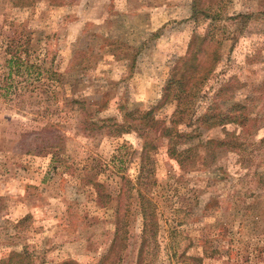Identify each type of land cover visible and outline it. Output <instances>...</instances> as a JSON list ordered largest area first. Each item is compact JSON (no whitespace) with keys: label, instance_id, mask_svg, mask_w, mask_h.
I'll list each match as a JSON object with an SVG mask.
<instances>
[{"label":"rangeland","instance_id":"1","mask_svg":"<svg viewBox=\"0 0 264 264\" xmlns=\"http://www.w3.org/2000/svg\"><path fill=\"white\" fill-rule=\"evenodd\" d=\"M190 4L70 0L52 6L40 0L20 7L0 0V260L16 251L30 254L33 264H94L106 251L121 177L136 182L146 137L137 123L115 136L87 130L85 121L120 122V108L140 114L159 101L171 66L203 27L190 18ZM262 10L264 0H231L229 14L255 16L233 47L222 49L216 69L220 82L235 77L244 84L235 100L261 117V128L243 136L247 150L222 153L218 175L182 173L166 153L167 139L154 138L149 193L160 248L153 264H171L166 247L174 209L182 210L176 218H187L177 227L189 237L179 250L205 254L199 264H264V184L250 178L257 169L264 179V144L257 145L264 137ZM81 57L87 66L76 63ZM252 96L253 103L246 100ZM156 107L155 116L169 122L176 105ZM223 132L201 129L203 138L220 139ZM94 181L108 194L102 201ZM131 212L124 264L135 260L142 227L137 208Z\"/></svg>","mask_w":264,"mask_h":264},{"label":"trees","instance_id":"2","mask_svg":"<svg viewBox=\"0 0 264 264\" xmlns=\"http://www.w3.org/2000/svg\"><path fill=\"white\" fill-rule=\"evenodd\" d=\"M40 0H14L20 7H28ZM52 6L63 5L70 0H47ZM231 0H191V19L196 25H203L200 32L194 31L190 36L185 52L179 56L171 66L168 77L162 87L159 104L166 101L175 102V110L169 120L159 119L155 116L156 105L148 108L143 113L139 111L121 110V121L115 118L102 119L99 125L96 121L86 120L87 130L97 128L105 130L109 135H121L131 131L134 124L145 134L146 140L142 143L140 151V170L136 182L130 185L129 180L123 182L121 177L120 188L115 199L114 232L106 249L94 264H124V254L129 245V218L134 214L135 208L142 218L141 234L139 237L138 250L132 264H153L158 259L160 240L158 237L159 224L157 219L156 205L150 196L153 181V171L149 167L151 153L156 150L154 143L156 137L167 139L169 158L174 160L182 173L205 172L206 174L218 175L216 171H222V166L217 165L219 156L225 152H237L247 150L249 145L243 136L247 138L261 128L258 121L259 113L249 104L235 100V95L244 84L235 77L221 81L217 65L221 61V51L225 46L233 47V43L240 39L243 30L254 19V13L236 12L229 14L228 5ZM264 12V10H262ZM259 14H263L259 12ZM225 23V24H222ZM226 25L230 26L228 30ZM195 28V27H194ZM193 28V29H194ZM229 43V44H228ZM92 50L90 53L93 54ZM95 57V56H94ZM14 59V58H13ZM87 59L82 57L76 62L80 66L88 65ZM259 87L254 88L258 91ZM260 89H264V80ZM257 97L252 96L249 102L253 103ZM227 102V104H224ZM72 103H79L72 100ZM138 112L135 116V113ZM88 114H86V117ZM223 128V137L220 139L203 138L202 128ZM135 129V128H134ZM149 134L154 135L149 139ZM255 143V142H253ZM264 144L262 137L257 145ZM252 180L257 185L264 184L263 172L254 169L250 172ZM123 182V183H122ZM96 196L101 201L108 197L100 190L102 185L92 182ZM126 198L129 199L124 205L121 201L125 189ZM208 202L204 208H208ZM182 212L174 209L175 223L168 237L166 259L171 264H199L203 255L187 254L186 247L179 250L181 242L187 238V234L178 230L177 227L187 221L176 218ZM184 212V211H183ZM191 216V215H190ZM190 244V243H189ZM188 244V245H189ZM205 253V252H203ZM214 251L206 256L213 255ZM0 264H33L32 257L24 252L9 253L6 258L0 260ZM60 264H78L67 260Z\"/></svg>","mask_w":264,"mask_h":264}]
</instances>
